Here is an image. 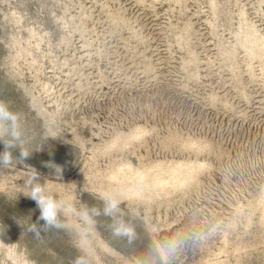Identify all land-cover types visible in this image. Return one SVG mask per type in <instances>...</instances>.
<instances>
[{
    "label": "rangeland",
    "instance_id": "374dc122",
    "mask_svg": "<svg viewBox=\"0 0 264 264\" xmlns=\"http://www.w3.org/2000/svg\"><path fill=\"white\" fill-rule=\"evenodd\" d=\"M0 102V264H264V0H0Z\"/></svg>",
    "mask_w": 264,
    "mask_h": 264
},
{
    "label": "clouds",
    "instance_id": "9594fccd",
    "mask_svg": "<svg viewBox=\"0 0 264 264\" xmlns=\"http://www.w3.org/2000/svg\"><path fill=\"white\" fill-rule=\"evenodd\" d=\"M17 116L10 111L9 107L0 102V127L5 125H11L15 123ZM53 137H55V132H52ZM10 146V145H8ZM7 146V147H8ZM3 154H0L2 156ZM10 155V153H9ZM23 156H25L22 153ZM10 161L5 159H0V167H3ZM34 183L30 186V192L27 194L31 199L36 202L37 207L40 210L39 220H43L44 224L42 226H37L36 224L32 225L31 231L35 233L36 237L39 239L41 233H47L53 229H60L62 224L59 222V214L62 210L63 201L55 197L50 191L46 189V186L36 182L34 178ZM122 232L127 234V231L121 228L116 230V234L120 235ZM164 255V253H162ZM75 264H84V261L77 259Z\"/></svg>",
    "mask_w": 264,
    "mask_h": 264
}]
</instances>
